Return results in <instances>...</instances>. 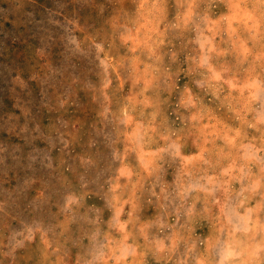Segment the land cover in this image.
<instances>
[{
  "label": "rangeland",
  "instance_id": "1",
  "mask_svg": "<svg viewBox=\"0 0 264 264\" xmlns=\"http://www.w3.org/2000/svg\"><path fill=\"white\" fill-rule=\"evenodd\" d=\"M0 264H264V0H0Z\"/></svg>",
  "mask_w": 264,
  "mask_h": 264
}]
</instances>
